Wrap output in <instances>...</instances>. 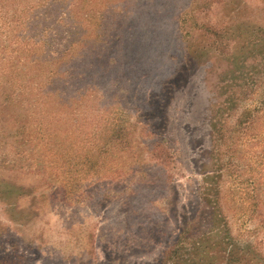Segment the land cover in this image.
<instances>
[{
    "label": "rangeland",
    "instance_id": "rangeland-1",
    "mask_svg": "<svg viewBox=\"0 0 264 264\" xmlns=\"http://www.w3.org/2000/svg\"><path fill=\"white\" fill-rule=\"evenodd\" d=\"M0 264H264V0H0Z\"/></svg>",
    "mask_w": 264,
    "mask_h": 264
}]
</instances>
